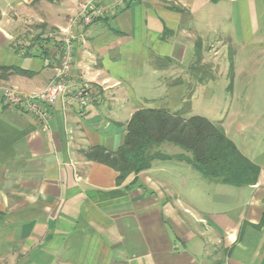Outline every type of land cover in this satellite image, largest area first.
<instances>
[{
    "label": "crops",
    "instance_id": "crops-1",
    "mask_svg": "<svg viewBox=\"0 0 264 264\" xmlns=\"http://www.w3.org/2000/svg\"><path fill=\"white\" fill-rule=\"evenodd\" d=\"M83 1L0 0V69L27 73H0V264H264V0H98L104 15L77 40L73 60L96 101L84 110L54 103L43 129L5 106L3 92H41L56 51L22 56L15 43L67 29ZM228 65L224 89L250 107L239 102L210 121L260 169L256 184L204 179L190 153L161 152L166 144L157 150L168 159L121 184L86 157L115 152L139 110L174 113L187 103L193 117L185 100L210 98Z\"/></svg>",
    "mask_w": 264,
    "mask_h": 264
},
{
    "label": "trees",
    "instance_id": "trees-1",
    "mask_svg": "<svg viewBox=\"0 0 264 264\" xmlns=\"http://www.w3.org/2000/svg\"><path fill=\"white\" fill-rule=\"evenodd\" d=\"M10 72L27 75L18 69H0L1 74ZM186 110L187 103L174 113L157 109L134 112L125 126L123 144L115 152L92 149L86 157L113 169L118 174L116 184H121L130 174L148 170L155 160L168 159L157 150L166 144L190 153V164L204 179L227 187L256 184L260 169L236 149L221 126L202 117L185 118Z\"/></svg>",
    "mask_w": 264,
    "mask_h": 264
},
{
    "label": "built area",
    "instance_id": "built-area-1",
    "mask_svg": "<svg viewBox=\"0 0 264 264\" xmlns=\"http://www.w3.org/2000/svg\"><path fill=\"white\" fill-rule=\"evenodd\" d=\"M98 0H85L80 5V12L62 32H47L27 39L17 40L15 47L22 56L33 55L36 51H48L53 47L56 51L53 68L54 75L49 83L38 94L25 95L13 89L3 92L5 106L12 110H22L34 119L43 129L53 104L60 102L62 106L84 110L97 98V90L92 84L85 82L73 72L75 43L81 39L86 28L104 15V10L96 5ZM45 66L50 65V58L44 57Z\"/></svg>",
    "mask_w": 264,
    "mask_h": 264
},
{
    "label": "rangeland",
    "instance_id": "rangeland-1",
    "mask_svg": "<svg viewBox=\"0 0 264 264\" xmlns=\"http://www.w3.org/2000/svg\"><path fill=\"white\" fill-rule=\"evenodd\" d=\"M226 44H227L226 46L227 48H226L224 57L225 58L227 57V59L229 60L228 61L229 63L231 62L233 58L236 57V55L234 54L236 49H234V47H232L233 49H231V44L229 42ZM223 55L224 53L221 54L220 59H222ZM212 69H217V68H212ZM224 69L225 68H223V70ZM232 69H234V67H232L231 65H228V67L225 69L227 72L223 74V70L221 68L222 75L221 77L219 76V79L217 77V81L212 84V86L216 85L217 87L216 89L213 90V93H211L210 98L206 99L205 96L203 97L199 96L198 98L196 97L194 99L187 98V100H185L186 102L189 101V105L191 107L190 115H193V117H202L210 121V120L218 119L223 113V110H226L227 108H230V107L231 109H234V107H238L239 102H242L239 106L241 109L250 107V102L248 100H242L237 103L235 97L230 96V94L227 93V90H226L227 87L229 91L230 86H231L230 82H231V76H232V71H233ZM235 69H236V66H235ZM237 69H240V68H237ZM211 73L214 74L213 71ZM244 103H247V105H245ZM258 106L259 108L264 107V99L259 100ZM243 117L249 118L250 115H246ZM234 134L232 133V136H234ZM234 138L235 136L233 137V139ZM245 140H247L246 143L252 142V138L250 136L243 137V141ZM161 152L168 153V154H176L181 151H179V149L177 148L173 149V147L166 146L163 149L161 148Z\"/></svg>",
    "mask_w": 264,
    "mask_h": 264
}]
</instances>
